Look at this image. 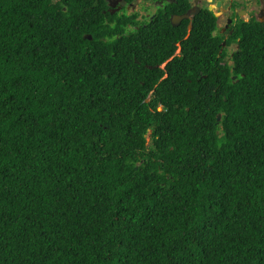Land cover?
<instances>
[{"label":"trees","instance_id":"trees-1","mask_svg":"<svg viewBox=\"0 0 264 264\" xmlns=\"http://www.w3.org/2000/svg\"><path fill=\"white\" fill-rule=\"evenodd\" d=\"M214 30L0 0V264H264V23Z\"/></svg>","mask_w":264,"mask_h":264},{"label":"flooded vegetation","instance_id":"flooded-vegetation-1","mask_svg":"<svg viewBox=\"0 0 264 264\" xmlns=\"http://www.w3.org/2000/svg\"><path fill=\"white\" fill-rule=\"evenodd\" d=\"M140 4L143 11L139 13L137 7ZM108 8L113 14L135 16V20L143 24L153 21L160 13L169 15L171 23L179 29L184 39L191 38L195 29H201L203 34L208 25L214 23L213 32L219 38H224L222 45L229 63V53L233 59L240 48L241 26L264 23V0H108ZM176 45L174 56L182 55L183 41H178ZM165 66L166 63L162 65Z\"/></svg>","mask_w":264,"mask_h":264},{"label":"rangeland","instance_id":"rangeland-1","mask_svg":"<svg viewBox=\"0 0 264 264\" xmlns=\"http://www.w3.org/2000/svg\"><path fill=\"white\" fill-rule=\"evenodd\" d=\"M137 11L140 13V11H143L142 10V8H141V4H140V7H137ZM231 56H232V54L231 53H229V55H228V60L232 63L233 61V59H231ZM148 139H149V141H150V133H149V135H148Z\"/></svg>","mask_w":264,"mask_h":264},{"label":"water","instance_id":"water-1","mask_svg":"<svg viewBox=\"0 0 264 264\" xmlns=\"http://www.w3.org/2000/svg\"><path fill=\"white\" fill-rule=\"evenodd\" d=\"M185 17H187V16H185ZM174 21V20H173ZM221 116H219V118H220Z\"/></svg>","mask_w":264,"mask_h":264}]
</instances>
